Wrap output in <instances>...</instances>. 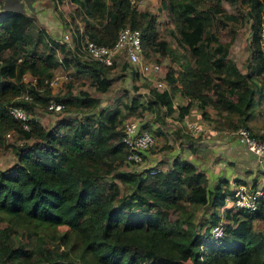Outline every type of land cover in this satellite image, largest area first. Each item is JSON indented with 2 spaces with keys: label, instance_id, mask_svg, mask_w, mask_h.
<instances>
[{
  "label": "trees",
  "instance_id": "16d2710c",
  "mask_svg": "<svg viewBox=\"0 0 264 264\" xmlns=\"http://www.w3.org/2000/svg\"><path fill=\"white\" fill-rule=\"evenodd\" d=\"M71 1L77 14L85 16L84 31L77 30L81 40L87 36L110 44L121 27L139 29L142 53L155 45L172 63H181L177 69L168 68L169 76L177 70L180 78L174 90L198 99L201 107L211 105L216 111L239 115L240 125L232 130L250 129L245 124L259 102L256 95L264 93L256 79L247 77L228 57L221 30L227 20L237 17L225 11L221 0H162L177 28V46L190 52L187 61L157 38L155 14L137 9L129 0ZM238 1L248 6L252 19V70L264 80L258 41L264 0ZM68 50L36 28L23 11L0 12V143L11 130L28 138L12 147L15 161L0 167V218H8L0 223V264H264V227L254 226L255 221L264 225V196L254 210L225 207L219 214L213 207L223 206L228 196L232 199L229 180L221 177L210 189L207 174L190 160L175 155L165 168H122L128 148L119 109L90 111L99 104L98 98L81 91L54 94L45 82L57 66L67 67L71 59L75 71H85L93 80L98 74L105 77L115 64L107 66L74 53L69 59ZM24 74L35 76L37 82L27 85ZM26 89L32 96L28 101L18 98ZM230 92L235 99H230ZM150 94V104L175 111L170 92L151 88ZM51 99L63 107L49 110ZM132 102L136 105L138 99ZM15 104L30 114L39 106L59 118L45 127L31 117L29 128L23 129L9 111ZM188 107L178 106V115L187 114ZM80 110L79 117L63 115ZM256 181L248 185L233 180L235 186L243 183L264 192V185ZM204 205L213 209L205 230L194 220L196 209ZM218 219L225 221L224 234L214 238L210 226Z\"/></svg>",
  "mask_w": 264,
  "mask_h": 264
},
{
  "label": "rangeland",
  "instance_id": "374dc122",
  "mask_svg": "<svg viewBox=\"0 0 264 264\" xmlns=\"http://www.w3.org/2000/svg\"><path fill=\"white\" fill-rule=\"evenodd\" d=\"M220 3L227 13L234 14L237 17L236 20H227L224 28L221 30V39L228 46V57L247 77H250L252 80L256 79V83H259L262 87V93H264L263 75L255 74L251 65L254 63L255 58L252 52L254 49L252 42V19L247 15L248 6L238 0H221ZM134 5L141 11L147 10L155 14L157 38L166 41L170 47L174 48L177 54H181L183 58L180 60L187 61L188 58H191L187 48L177 46V28L172 21L169 11L164 7L162 0H142L134 3ZM75 8L76 4L71 0H0V12L4 9H15L31 16L35 21L36 28H42L53 39L65 44L69 49L67 53L69 59L73 53L79 55L78 47L81 37L78 31L79 33L84 31V13L77 14ZM64 35L69 36L68 41L63 40ZM157 49L155 45H149L145 47V51L142 53L144 62H154L159 65L157 72H150L148 75H143L140 72L139 65L130 64L126 60L118 61L113 68L108 69L105 77L96 73L98 74L96 80H93L91 74L85 71H75V68H73L74 59H71V63L67 67L62 68L57 66L54 69V76L57 77V84L51 87L54 94L62 95L67 90L73 93L77 91L89 93L92 97L100 100L99 104L90 111L101 112L118 108L119 115L122 116L124 121L135 119L140 126L152 132L155 143L145 151L142 161L137 163L126 161L122 166V168L132 171H140L156 166L165 168L167 163H169L167 160H170L173 154L176 153V149L179 150V153L183 150V147L180 145L182 144L180 143L181 138H184L185 140L182 141L186 143L187 139L199 140L203 136H209V132H202L193 139L184 122L188 118L181 121L182 117L178 116L177 107L185 105L188 101H190V107H188L190 111L188 110L187 115L191 118L194 117V120L191 118L188 120L205 122L208 129L215 130V133H213L217 137L216 140L225 141L227 137L230 140H234L235 138L229 135L227 131L240 125L239 115L225 111H216L211 105L201 107V102L198 99L190 100L182 97L178 90H174V88H179L180 78L177 77V70L173 71L172 76H169L167 74L168 68L172 65V67L177 69L181 63H172L169 55L161 54ZM58 54L62 56L63 53L59 52ZM110 77L111 80H109ZM174 79L175 84L172 87L170 82ZM158 82H162L161 86L157 85ZM151 88H156L160 92L163 90L170 92L176 107L175 111L168 113L164 105L150 104L148 96ZM209 93L211 94V91ZM228 94L230 99L236 98L234 93L230 92ZM133 98L138 99L136 105L132 102ZM256 98H258L259 102L253 109V114H250V117H248L245 125L254 134L264 137V96L259 97L257 94ZM82 111H77V114L74 111L65 112L63 115L73 114L77 115L75 117H79L82 115ZM30 116L38 118L45 127L51 126L59 118L52 111L39 106L34 108ZM21 134L17 130H11L9 135L2 137L0 143L1 168H5L15 161V152L12 147L15 144L22 143L24 140L28 141V138H25ZM209 149L210 147L206 146L208 154H211ZM248 153L251 156V161L252 159L254 160L252 163L254 164V169L253 171L244 170L243 173L245 175H242L246 178L244 181L246 184L251 185L254 178H257V185L262 186L264 185V163H260L254 153L249 151ZM200 158L202 159V154L199 155V160L202 163L203 160ZM200 169L205 173V170H208L209 177L212 179L209 182V187L212 189V186L218 180L217 177L212 178L214 168L201 164ZM224 172L230 175L232 168L226 167ZM119 183L121 184V182ZM234 186L232 181H229L227 184V187L230 189H233ZM121 187L123 188L122 190H127L123 185ZM224 204L226 205L225 207L234 209L230 196L226 197ZM205 205L196 209L194 214V220L197 223L202 222L204 230L208 227L211 219L210 215L214 208L219 214L223 213V210L218 206L212 209ZM7 219L6 217L0 218V223H7ZM254 226L256 228L264 227L260 221H255ZM17 235L21 236L20 233Z\"/></svg>",
  "mask_w": 264,
  "mask_h": 264
},
{
  "label": "built area",
  "instance_id": "2783aa9c",
  "mask_svg": "<svg viewBox=\"0 0 264 264\" xmlns=\"http://www.w3.org/2000/svg\"><path fill=\"white\" fill-rule=\"evenodd\" d=\"M138 1L142 0H129L132 5ZM68 39V35L63 36L64 41H68ZM258 41L264 56V7L260 13ZM78 53L85 60L95 61L107 66L116 64L121 60H126L130 64L139 65L140 72L143 75H148L150 72H157L159 70L157 63L143 61L140 30L131 28L128 25L119 29L116 39L110 44L99 43L84 36L80 41ZM22 79L27 85L37 82V78L29 74H24ZM45 82L49 87H52L57 84V77L53 75L49 80L45 79ZM161 84L162 82L157 83L158 86H161ZM20 97L28 101L32 96L26 89L23 94L18 96V98ZM62 107V103L52 99L47 103L49 110L57 111ZM9 111L20 122L23 129L29 128L28 120L31 116L23 106L17 104L10 105ZM185 124L192 135H199L202 132H215L213 129H208L207 124L203 121L186 120ZM123 131V141L128 148L126 160L135 163L141 162L145 151L155 143L154 135L147 128L140 126L135 119L125 120ZM10 132L6 135H9ZM227 133L233 136L248 151L254 153L258 157V160L264 159V140L253 136L250 129L245 126H239L235 130L227 131ZM232 190V205L236 208L254 210L258 207L259 198L264 196L261 188H253L243 183L237 184ZM224 229L225 221L218 219L210 226V233L214 238L220 237L224 234Z\"/></svg>",
  "mask_w": 264,
  "mask_h": 264
},
{
  "label": "crops",
  "instance_id": "0c3cea01",
  "mask_svg": "<svg viewBox=\"0 0 264 264\" xmlns=\"http://www.w3.org/2000/svg\"><path fill=\"white\" fill-rule=\"evenodd\" d=\"M189 102L190 101H188V103H185V105L189 104V107H190ZM188 110L190 111L189 108H188ZM185 118H188L190 120L191 117H189V115L185 114L181 118V121ZM188 119H185L184 122ZM191 119L194 120V117ZM214 133L209 132V136L208 135L203 136L202 139H199V140H188L187 139L186 143H183L184 141H182V140H185V139L181 138L180 143H182V144H180V145H181V147H183V150L180 151V153H179V150L176 149V153H174L173 156L170 158V160H167V161H171L175 155H179L183 159H187V160L194 162L199 168H200L201 164H204L210 168H214L213 169L214 173L212 175V178L217 177V179H219V178L223 177V178H226L232 182L236 178L246 180V178L244 176H242L243 174L245 175V173H243L244 170L248 169V170L253 171V169H254L253 168L254 164H252L254 162V160L252 159V161H251V156L249 155L247 149L245 147H243L241 144H239L235 139L230 140L229 137H227L225 141H222V140L219 141L220 139L216 140L217 137L215 136ZM190 135L192 136L193 139L197 136V135L194 136L191 133H190ZM206 146L210 147L209 150H210L211 154H208V151L206 150ZM192 148H193V150H191ZM184 149H186V150H184ZM200 154H202V159L200 158L201 160H203L202 163L199 160ZM248 157H250V158H248ZM258 161L260 163H262V162L264 163V159L258 160ZM226 167L232 168V173L230 175H228L226 172H224ZM205 171L208 175V179L210 182V180H212V179H210V177H209L208 170H205ZM231 204H232V199H231ZM225 206H226L225 204L223 206H221L220 207L221 210H223L225 208Z\"/></svg>",
  "mask_w": 264,
  "mask_h": 264
}]
</instances>
